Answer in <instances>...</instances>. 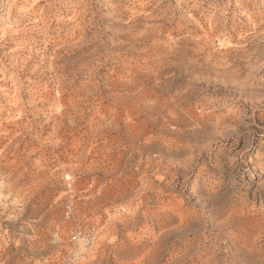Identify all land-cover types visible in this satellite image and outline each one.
Here are the masks:
<instances>
[{
  "label": "clouds",
  "instance_id": "1",
  "mask_svg": "<svg viewBox=\"0 0 264 264\" xmlns=\"http://www.w3.org/2000/svg\"><path fill=\"white\" fill-rule=\"evenodd\" d=\"M0 264H264V0H0Z\"/></svg>",
  "mask_w": 264,
  "mask_h": 264
}]
</instances>
